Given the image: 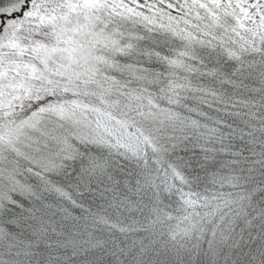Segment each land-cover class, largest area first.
Listing matches in <instances>:
<instances>
[{"label": "snow or ice", "instance_id": "snow-or-ice-1", "mask_svg": "<svg viewBox=\"0 0 264 264\" xmlns=\"http://www.w3.org/2000/svg\"><path fill=\"white\" fill-rule=\"evenodd\" d=\"M0 264H264V0H0Z\"/></svg>", "mask_w": 264, "mask_h": 264}]
</instances>
